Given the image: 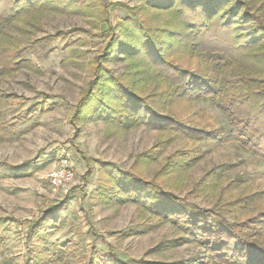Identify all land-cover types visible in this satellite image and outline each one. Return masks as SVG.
<instances>
[{"label":"rangeland","instance_id":"1","mask_svg":"<svg viewBox=\"0 0 264 264\" xmlns=\"http://www.w3.org/2000/svg\"><path fill=\"white\" fill-rule=\"evenodd\" d=\"M118 1L140 5L137 0ZM254 4L259 8L262 0ZM125 15L121 7L109 5L111 26ZM93 18L55 11L0 27V46L24 61L20 68L0 74V93L12 96L0 106V167L8 169L0 176V264H103L98 255L109 247L129 264H219L189 237H181L169 220L153 217L117 193L99 162L113 163L115 174L117 169H134L154 178L190 205L220 208L230 221L252 212L235 213L222 205L233 194L261 191L264 206V162L235 142L196 140L143 123L128 124L124 118H74V106L90 76L87 62L108 33H102L104 27L99 29ZM70 29L64 39L49 37ZM106 65L117 74L126 67L119 58ZM151 89L153 85L147 92ZM174 109L196 127L228 126L210 98L181 101ZM181 155L190 163L167 172V164ZM64 158L75 175L66 187L53 189L46 173ZM209 183L214 190L203 188ZM41 215L47 216L44 228L27 235L29 223ZM38 253L41 260L34 261Z\"/></svg>","mask_w":264,"mask_h":264},{"label":"trees","instance_id":"2","mask_svg":"<svg viewBox=\"0 0 264 264\" xmlns=\"http://www.w3.org/2000/svg\"><path fill=\"white\" fill-rule=\"evenodd\" d=\"M137 1L139 6L118 0H0V27L48 12L91 14L95 25L104 27L102 33H108L87 62L90 76L74 106V118H124L128 124L143 123L196 140L235 142L264 162V0L259 8H255V0ZM109 5L126 11L113 26L108 17ZM70 31L58 30L49 37L64 39ZM15 56L0 46V74L24 65ZM117 58L126 64L121 74L106 65ZM230 71L232 76H228ZM149 85L153 89L147 92ZM11 97L0 93V106ZM201 98L216 102L228 120L225 130L196 127L177 116L176 103ZM41 110L39 106L37 112ZM30 113L24 112L23 116ZM189 163L181 155L167 164V172L185 169ZM99 165L108 173L117 193L153 217L169 220L181 237H189L215 263L264 264L261 191L233 194L231 200L221 202L235 213L237 209L252 211L230 221L220 208L190 205L156 179L146 178L134 169H117L115 174L113 163ZM164 168L158 172L162 174ZM7 172V167H0V176ZM202 186L214 190L211 183ZM45 217L31 221L27 235L44 228ZM41 258L38 253L34 261ZM98 260L103 264H129L111 247L98 255Z\"/></svg>","mask_w":264,"mask_h":264},{"label":"built area","instance_id":"3","mask_svg":"<svg viewBox=\"0 0 264 264\" xmlns=\"http://www.w3.org/2000/svg\"><path fill=\"white\" fill-rule=\"evenodd\" d=\"M75 175L73 165L68 159H61L58 166L50 168L46 173V180L53 189L64 188L72 182Z\"/></svg>","mask_w":264,"mask_h":264}]
</instances>
